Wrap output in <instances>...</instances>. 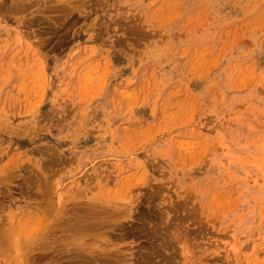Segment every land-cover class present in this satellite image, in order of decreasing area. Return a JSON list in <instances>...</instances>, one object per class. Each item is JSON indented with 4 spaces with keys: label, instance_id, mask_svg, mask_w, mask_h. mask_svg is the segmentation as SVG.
Listing matches in <instances>:
<instances>
[{
    "label": "rangeland",
    "instance_id": "374dc122",
    "mask_svg": "<svg viewBox=\"0 0 264 264\" xmlns=\"http://www.w3.org/2000/svg\"><path fill=\"white\" fill-rule=\"evenodd\" d=\"M0 264H264V0H0Z\"/></svg>",
    "mask_w": 264,
    "mask_h": 264
},
{
    "label": "bare ground",
    "instance_id": "6f19581e",
    "mask_svg": "<svg viewBox=\"0 0 264 264\" xmlns=\"http://www.w3.org/2000/svg\"><path fill=\"white\" fill-rule=\"evenodd\" d=\"M88 204V203H87ZM89 208V207H88ZM98 210V209H97ZM94 211H96V210H94ZM90 213H92V212H90ZM109 216V215H108ZM90 222V221H89ZM93 223V222H92ZM99 223V222H98ZM87 233V232H86ZM87 244V243H86ZM78 245V244H77ZM96 245V244H95ZM82 246H83V244H82ZM85 246V245H84ZM92 248V247H91ZM117 253V252H116ZM102 259V258H101Z\"/></svg>",
    "mask_w": 264,
    "mask_h": 264
}]
</instances>
